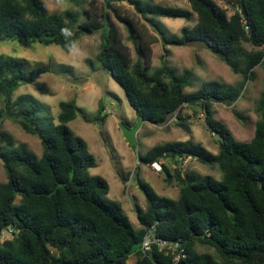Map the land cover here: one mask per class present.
Wrapping results in <instances>:
<instances>
[{
    "label": "trees",
    "instance_id": "16d2710c",
    "mask_svg": "<svg viewBox=\"0 0 264 264\" xmlns=\"http://www.w3.org/2000/svg\"><path fill=\"white\" fill-rule=\"evenodd\" d=\"M68 1L80 10L49 14L42 0H0V43L25 41L70 52L82 35L101 31L95 59L122 89L135 115L164 125L173 117L182 119L184 109L201 113L206 127L218 135V151L213 154L186 140L154 146L139 156L146 164L172 162L173 174L165 166L163 171L166 178L175 179L178 197L161 196L148 184H139L145 206H134L136 230L121 205L107 198V181L89 173L94 157L68 127L78 112L75 101L59 103L54 125L43 124L41 104L33 97L13 99L20 86L50 72L51 65L27 71L24 60L0 54V120L17 123L41 146L38 157L25 143L0 132V161L6 175V182L0 183V239L8 230L11 236L0 242V264H128L132 255L134 264H173L169 249L140 250L152 227L157 238L183 249L185 256L177 264H264V88L248 142L237 141L214 119L212 110V103L233 106L253 70L259 66L264 71V0H227L230 15L215 0H185L187 10L118 0L152 26L163 46L200 45L243 76L236 86L209 81L187 94L191 71L177 75L163 61L150 72L151 45L158 40L138 19L120 14L108 0L100 15L90 9L94 0ZM111 14L125 28L134 60ZM194 15V25L183 27L179 37H163L153 22L157 18L189 22ZM187 159L217 166L221 179L181 174Z\"/></svg>",
    "mask_w": 264,
    "mask_h": 264
},
{
    "label": "rangeland",
    "instance_id": "374dc122",
    "mask_svg": "<svg viewBox=\"0 0 264 264\" xmlns=\"http://www.w3.org/2000/svg\"><path fill=\"white\" fill-rule=\"evenodd\" d=\"M47 12L64 13L77 12L80 9L68 0H42ZM120 14L136 18L144 24L149 35H156L157 42L151 45L152 69L161 66L164 61L175 74L184 70L192 73L191 86L185 93L196 91L203 83L216 81L225 86H236L243 81V76L233 73L214 54L200 45L163 46L161 38L152 26L137 15L130 5L123 1L108 0ZM144 4H155L165 7L189 9L185 0H140ZM92 12L100 15L105 0H94ZM216 4L225 9L228 15L232 9L227 0H215ZM86 7V6H85ZM88 8V7H87ZM113 23L119 29L123 42L129 47L131 57L135 59V49L128 42L125 28L111 14ZM196 21L194 15L191 21L183 19L157 18L153 22L161 30L165 38L179 37L183 27H192ZM101 31L92 35H82L70 52H64L60 47L42 46L31 42L8 41L0 43V54L17 57L25 61L26 70L30 71L40 65H51V71L39 75L32 84L20 86L13 94V99L27 95L41 104L39 116L43 124H57L59 103L74 100L78 108L76 118L68 123L74 135L82 138L88 152L94 157L95 163L89 169L90 175L100 176L109 186L107 198L118 202L128 216L134 229L139 228L134 206H145L144 193L139 184H148L158 195L177 199L178 186L173 177L166 178L163 168L159 174L151 172L146 163L139 161V156L154 146L171 141L191 140L200 144L209 152L218 151V135L211 132L204 122L201 113L194 115L190 109H184L182 119L171 118L164 125H155L147 121L141 124L135 133V145L130 146L125 141L119 128L123 123L133 128L138 123V117L131 109L122 89L106 74L96 61L99 51ZM250 49L249 46H246ZM60 67H67L69 72L63 73ZM264 88V71L261 67L253 70V76L244 83L241 95L236 103L227 107L212 103L213 117L223 123L240 142H248L254 135L255 123L258 120L257 105ZM103 107V111L100 107ZM105 116L104 121L101 120ZM46 120V121H45ZM0 132L11 135L15 142H22L36 155H41V146L37 137L25 133L17 123L9 119L0 120ZM137 161L139 165L136 166ZM163 166L173 174V164L168 159H162ZM181 174L194 173L198 176L210 175L217 180L221 173L217 166H207L195 159H187L180 166ZM128 177L129 182L122 178ZM6 182V175L0 161V183ZM10 232L2 235L0 242L9 239ZM205 251V248H198ZM135 256L128 259V264H134Z\"/></svg>",
    "mask_w": 264,
    "mask_h": 264
},
{
    "label": "built area",
    "instance_id": "2783aa9c",
    "mask_svg": "<svg viewBox=\"0 0 264 264\" xmlns=\"http://www.w3.org/2000/svg\"><path fill=\"white\" fill-rule=\"evenodd\" d=\"M162 161L161 160H158V161H153L151 163L148 164V167L149 169L154 172V173H160L161 170H162ZM139 165V161H137L136 163V166ZM129 182V180H128ZM153 227L146 231L142 241H141V244H140V250L143 252V253H146L148 252L149 250H151V247L152 246H155L157 247L158 249H169L173 252V258H172V263L173 264H177L181 258H184L185 256V253L183 251L182 248H178V243H167L166 241L160 239V238H157L153 232ZM8 232H10L8 230Z\"/></svg>",
    "mask_w": 264,
    "mask_h": 264
},
{
    "label": "water",
    "instance_id": "95a60500",
    "mask_svg": "<svg viewBox=\"0 0 264 264\" xmlns=\"http://www.w3.org/2000/svg\"><path fill=\"white\" fill-rule=\"evenodd\" d=\"M191 105H195V103L192 102ZM140 124H141V117H138V123L133 128H128L123 123H120L119 128H120V130L123 134V137H124V139L128 145H130V146L135 145V133L137 132Z\"/></svg>",
    "mask_w": 264,
    "mask_h": 264
},
{
    "label": "bare ground",
    "instance_id": "6f19581e",
    "mask_svg": "<svg viewBox=\"0 0 264 264\" xmlns=\"http://www.w3.org/2000/svg\"><path fill=\"white\" fill-rule=\"evenodd\" d=\"M158 161V160H157ZM162 161V160H161ZM147 166H148V164H147ZM162 166H163V163H162ZM163 168V167H162ZM162 171V170H161ZM157 174V173H156ZM159 174V173H158Z\"/></svg>",
    "mask_w": 264,
    "mask_h": 264
},
{
    "label": "crops",
    "instance_id": "0c3cea01",
    "mask_svg": "<svg viewBox=\"0 0 264 264\" xmlns=\"http://www.w3.org/2000/svg\"><path fill=\"white\" fill-rule=\"evenodd\" d=\"M151 171V170H150ZM152 172V171H151ZM155 174V173H154ZM142 209H144V207H142Z\"/></svg>",
    "mask_w": 264,
    "mask_h": 264
}]
</instances>
